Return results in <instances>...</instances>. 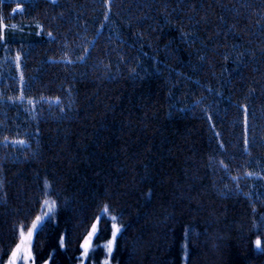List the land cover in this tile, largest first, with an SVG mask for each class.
Here are the masks:
<instances>
[{
    "label": "trees",
    "instance_id": "1",
    "mask_svg": "<svg viewBox=\"0 0 264 264\" xmlns=\"http://www.w3.org/2000/svg\"><path fill=\"white\" fill-rule=\"evenodd\" d=\"M0 23V264L45 200L35 264H80L93 224L99 262L113 216L112 264H264V0H3Z\"/></svg>",
    "mask_w": 264,
    "mask_h": 264
},
{
    "label": "snow or ice",
    "instance_id": "2",
    "mask_svg": "<svg viewBox=\"0 0 264 264\" xmlns=\"http://www.w3.org/2000/svg\"><path fill=\"white\" fill-rule=\"evenodd\" d=\"M0 2H3V0H0ZM110 2H111V0H109V3ZM18 11H21L19 4H17L16 9H13V12H18ZM105 19H107V14L105 15ZM6 27L7 26L0 23V41L4 40V30ZM12 27H15V26H12ZM49 35H51V33H49ZM85 51H87V50H85ZM79 59H83V57H80ZM16 60H17V62H19V60H20L19 55L16 57ZM68 62L71 63V61H68ZM21 99H22V97H21ZM14 143L25 144L26 141L18 140V141H14ZM245 143H247V141H245ZM248 175H252V173H248ZM45 187H48L47 182H45ZM44 204H45L47 210L43 213V215L36 217V219L32 222L31 227L28 228L27 233H25L23 230L24 226L23 225L21 226L20 233H19L20 242L12 250L7 264H18V262H21V261L23 262V264H29V261H31V264H35V259L33 257L32 248H31V241H32L33 233L37 232L39 230L38 226L45 218L51 217L52 213L54 212V208H55V201L49 202L48 200H45ZM107 212H108V208H107V206H105V208L103 209L102 215H106ZM97 219L99 220L100 217H98ZM111 219L113 221L112 239H110L106 243V245L104 246L106 248L109 256L111 255V253L113 251V246H114L115 240L117 238V234L120 233V231H121L120 225L115 223L117 218L115 216H113V217H111ZM96 235H97V224H93L91 231L85 237L83 244L81 245V247L83 249L82 255H81V264H84V260L89 257L90 250H93L92 240H93V237ZM255 244H256L257 248L261 247V241L260 240H256ZM61 246H63V241H61ZM97 247H98V245H97ZM45 264H47V262H45ZM103 264H109V261L106 259L103 262Z\"/></svg>",
    "mask_w": 264,
    "mask_h": 264
},
{
    "label": "rangeland",
    "instance_id": "3",
    "mask_svg": "<svg viewBox=\"0 0 264 264\" xmlns=\"http://www.w3.org/2000/svg\"><path fill=\"white\" fill-rule=\"evenodd\" d=\"M46 210H47V208H46ZM41 216V215H40ZM42 223V222H41ZM41 223L39 224V226L41 225ZM38 226V227H39ZM31 227V226H30ZM29 227V228H30ZM28 230V229H27ZM27 230L25 231V233H27ZM35 233V232H34ZM34 233H33V236H34ZM33 238V237H32ZM112 239V238H111ZM109 240H107L104 244H103V250H104V252H103V254H102V256L100 257V260H99V262H97V263H95L94 262V258H90V263L89 264H103V262L107 259L108 261H109V264H112V262H111V260H110V257H109V255L107 256V250H106V248L104 247L105 245H106V243L108 242ZM92 244H93V249L95 248V246H94V237H93V240H92ZM82 251H83V249H82ZM92 253H93V250H90V253H89V256H91L92 255ZM86 260V259H85ZM85 260H84V262H85ZM22 262V261H21ZM20 262H18V264H19ZM29 264H31V261H29ZM81 264V263H80Z\"/></svg>",
    "mask_w": 264,
    "mask_h": 264
}]
</instances>
